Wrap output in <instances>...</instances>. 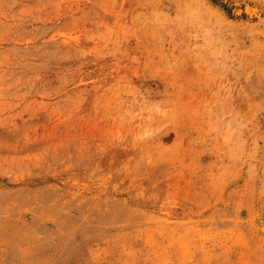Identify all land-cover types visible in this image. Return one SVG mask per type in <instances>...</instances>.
I'll return each mask as SVG.
<instances>
[{
	"label": "rangeland",
	"instance_id": "374dc122",
	"mask_svg": "<svg viewBox=\"0 0 264 264\" xmlns=\"http://www.w3.org/2000/svg\"><path fill=\"white\" fill-rule=\"evenodd\" d=\"M253 1L0 0V264H264Z\"/></svg>",
	"mask_w": 264,
	"mask_h": 264
},
{
	"label": "bare ground",
	"instance_id": "6f19581e",
	"mask_svg": "<svg viewBox=\"0 0 264 264\" xmlns=\"http://www.w3.org/2000/svg\"><path fill=\"white\" fill-rule=\"evenodd\" d=\"M223 1L228 4V6L231 8V11L236 16V18L238 16H242L243 13L251 20L252 19H260L261 18V13H262V10H263V7L260 6L261 3L259 4V3H257L256 1H253V0H223ZM261 1L264 2V0H261ZM261 5H263V4H261ZM223 19H225V15H224ZM244 19H245V17H244ZM240 20L241 19H239V21ZM258 223H259L258 226H260L259 229L264 231V223H263V220H262L261 216L259 217V222Z\"/></svg>",
	"mask_w": 264,
	"mask_h": 264
}]
</instances>
